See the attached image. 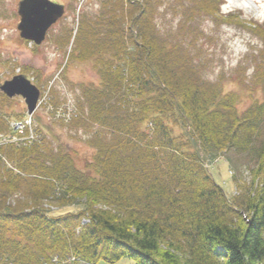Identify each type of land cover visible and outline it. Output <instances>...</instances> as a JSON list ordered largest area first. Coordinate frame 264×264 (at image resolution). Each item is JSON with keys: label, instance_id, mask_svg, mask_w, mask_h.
<instances>
[{"label": "trees", "instance_id": "trees-1", "mask_svg": "<svg viewBox=\"0 0 264 264\" xmlns=\"http://www.w3.org/2000/svg\"><path fill=\"white\" fill-rule=\"evenodd\" d=\"M212 2L200 0L199 15L218 17ZM105 7L81 19L69 56L100 77L79 85L68 123L91 135L94 161L80 170L39 131L0 146V264H264V101L241 111L236 94L204 79L157 29L152 0ZM0 96L3 109L12 99ZM227 152L250 172L233 171L231 198L207 168ZM52 204L79 209L56 215Z\"/></svg>", "mask_w": 264, "mask_h": 264}, {"label": "rangeland", "instance_id": "rangeland-1", "mask_svg": "<svg viewBox=\"0 0 264 264\" xmlns=\"http://www.w3.org/2000/svg\"><path fill=\"white\" fill-rule=\"evenodd\" d=\"M18 1L0 0V84L21 72L35 79L42 94L39 108L33 115V125L26 131L16 127L27 119L26 104L21 97L6 102L0 109V118L10 129L15 128L14 132H0V144L7 141L18 146L21 141L26 144L25 139L30 137L14 138L16 132L19 135L39 131L41 140L50 142L55 150L69 152L77 168L87 171L95 155L94 148L87 143L90 134L75 131L68 123L79 113V102L84 101L79 85L99 84L100 77L92 61H71L69 56L80 41L77 36L80 22L105 15V4L109 8L116 0H52L65 5L66 14L49 30L46 41L37 49L22 40L17 31ZM199 1L152 0L154 24L170 38L169 41L180 43L182 50L189 52L204 79L211 84L218 83L224 93L236 94L241 111L263 102L264 0H221L218 17L199 15ZM55 107H61L60 113ZM179 129L175 128L176 134ZM247 163L244 156L227 152L212 164L208 162L207 168L231 198L236 194L233 171H239L236 176L239 179L241 174L242 178L250 179ZM50 209L52 214L59 215L77 211L79 206L56 208L52 204ZM99 264L110 263L101 261ZM114 264L135 262L123 258Z\"/></svg>", "mask_w": 264, "mask_h": 264}, {"label": "water", "instance_id": "water-1", "mask_svg": "<svg viewBox=\"0 0 264 264\" xmlns=\"http://www.w3.org/2000/svg\"><path fill=\"white\" fill-rule=\"evenodd\" d=\"M65 6L51 0H21L18 5L20 22L17 29L20 37L40 46L46 39L48 31L65 15ZM0 91L8 98L21 97L28 115L37 109L40 90L24 75L15 76L0 85Z\"/></svg>", "mask_w": 264, "mask_h": 264}, {"label": "built area", "instance_id": "built-area-1", "mask_svg": "<svg viewBox=\"0 0 264 264\" xmlns=\"http://www.w3.org/2000/svg\"><path fill=\"white\" fill-rule=\"evenodd\" d=\"M20 124H17L16 125V127H20V128H17V129H26L28 126H31L32 125V120L31 119H29V120H27L26 122H19ZM14 128V127H13ZM15 129V128H14ZM9 142H11V141H9ZM6 143H8V141L7 142H5V143H3V144H6Z\"/></svg>", "mask_w": 264, "mask_h": 264}, {"label": "flooded vegetation", "instance_id": "flooded-vegetation-1", "mask_svg": "<svg viewBox=\"0 0 264 264\" xmlns=\"http://www.w3.org/2000/svg\"><path fill=\"white\" fill-rule=\"evenodd\" d=\"M20 1H21V0L18 1V4H19ZM17 14H18V13H17ZM0 30H1V29H0Z\"/></svg>", "mask_w": 264, "mask_h": 264}]
</instances>
